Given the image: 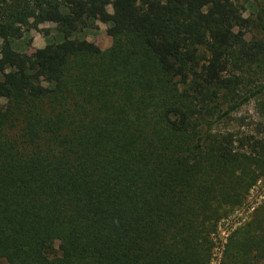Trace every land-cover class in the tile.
Returning a JSON list of instances; mask_svg holds the SVG:
<instances>
[{
    "label": "trees",
    "instance_id": "16d2710c",
    "mask_svg": "<svg viewBox=\"0 0 264 264\" xmlns=\"http://www.w3.org/2000/svg\"><path fill=\"white\" fill-rule=\"evenodd\" d=\"M97 21L107 50L75 38ZM43 24L59 41L13 48ZM0 40V260L211 264L264 176L263 130L233 124L264 97V5L0 0ZM262 214L222 264H264Z\"/></svg>",
    "mask_w": 264,
    "mask_h": 264
},
{
    "label": "rangeland",
    "instance_id": "374dc122",
    "mask_svg": "<svg viewBox=\"0 0 264 264\" xmlns=\"http://www.w3.org/2000/svg\"><path fill=\"white\" fill-rule=\"evenodd\" d=\"M264 5V0H256ZM112 12V9H110ZM250 11H247L249 14ZM108 25L104 22L97 21L94 28L81 30L75 35L79 40H87L98 45L102 50H107L112 46V38L107 35ZM48 35V36H47ZM60 37L55 31L54 24H43L39 31L31 30L20 40L13 41V48L22 53H27L34 57L37 49L45 47L50 41H59ZM2 41L0 40V45ZM5 104V100L0 99V107ZM234 126H248L252 132L263 130V134L259 132V138H264V97L261 101H252L243 107L234 115ZM255 134V133H254ZM264 213V176L251 188L245 202L236 208L229 210L218 226L217 233L213 235L214 251L211 264H222L226 244L229 242L231 235L241 226L248 224L258 215ZM264 215V214H262ZM0 264H7L4 260H0ZM257 264H262L258 262Z\"/></svg>",
    "mask_w": 264,
    "mask_h": 264
}]
</instances>
